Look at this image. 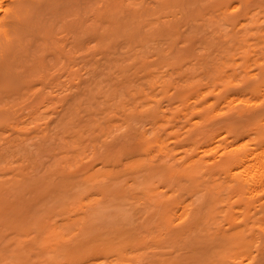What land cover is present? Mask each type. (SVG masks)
Masks as SVG:
<instances>
[{
  "label": "bare ground",
  "instance_id": "bare-ground-1",
  "mask_svg": "<svg viewBox=\"0 0 264 264\" xmlns=\"http://www.w3.org/2000/svg\"><path fill=\"white\" fill-rule=\"evenodd\" d=\"M0 264H264V0H0Z\"/></svg>",
  "mask_w": 264,
  "mask_h": 264
}]
</instances>
